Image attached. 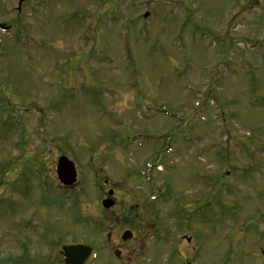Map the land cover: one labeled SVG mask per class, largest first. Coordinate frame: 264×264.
Returning a JSON list of instances; mask_svg holds the SVG:
<instances>
[{
	"label": "rangeland",
	"instance_id": "1",
	"mask_svg": "<svg viewBox=\"0 0 264 264\" xmlns=\"http://www.w3.org/2000/svg\"><path fill=\"white\" fill-rule=\"evenodd\" d=\"M0 26V264H264V0H0Z\"/></svg>",
	"mask_w": 264,
	"mask_h": 264
},
{
	"label": "water",
	"instance_id": "2",
	"mask_svg": "<svg viewBox=\"0 0 264 264\" xmlns=\"http://www.w3.org/2000/svg\"><path fill=\"white\" fill-rule=\"evenodd\" d=\"M57 176L59 181L64 185H71L75 181V171L73 165L66 158H59L57 162ZM112 192H109L111 195ZM102 206L106 209L113 206L110 200H104ZM122 240L126 241L131 238L129 232L122 235ZM65 264H88L91 258L92 250L84 245H70L62 248ZM118 257L119 253H115Z\"/></svg>",
	"mask_w": 264,
	"mask_h": 264
},
{
	"label": "bare ground",
	"instance_id": "3",
	"mask_svg": "<svg viewBox=\"0 0 264 264\" xmlns=\"http://www.w3.org/2000/svg\"><path fill=\"white\" fill-rule=\"evenodd\" d=\"M57 186H58V189L61 190V186H60V184H58ZM68 246H69V245H68Z\"/></svg>",
	"mask_w": 264,
	"mask_h": 264
}]
</instances>
